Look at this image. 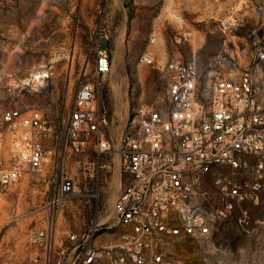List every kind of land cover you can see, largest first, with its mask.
Here are the masks:
<instances>
[{
  "label": "built area",
  "instance_id": "built-area-1",
  "mask_svg": "<svg viewBox=\"0 0 264 264\" xmlns=\"http://www.w3.org/2000/svg\"><path fill=\"white\" fill-rule=\"evenodd\" d=\"M143 61L169 74L165 103L140 108L117 148L99 98L112 70L106 50L98 51L92 80L76 91L64 139L37 110H4L12 144L7 148L0 132V192L25 172L44 169L52 151L62 154V141L65 149H84L93 136L100 152H118L124 176L110 211L98 204L85 231L60 239L56 219L78 191L62 164H53L60 172L42 202L46 225L28 231L31 264H186L166 251V240L209 237L234 212L243 226L257 213L264 217V46L251 53L222 50L205 64L161 62L150 53ZM54 139L51 150L47 142ZM258 221L264 225V218Z\"/></svg>",
  "mask_w": 264,
  "mask_h": 264
},
{
  "label": "rangeland",
  "instance_id": "rangeland-1",
  "mask_svg": "<svg viewBox=\"0 0 264 264\" xmlns=\"http://www.w3.org/2000/svg\"><path fill=\"white\" fill-rule=\"evenodd\" d=\"M257 45L264 46V0H0V132L9 148L4 110H37L64 139L76 91L92 80L102 49L112 70L99 98L109 116L106 134L117 148L140 108L165 103L170 76L144 62L145 54L205 64L222 50L251 53ZM56 143L49 141L48 148ZM61 143L62 154L52 151L44 169L25 172L0 192V264H31L28 231L46 225L42 202L60 172L53 164H62L78 191L56 219L60 239L85 231L98 204L107 213L120 193L124 176L116 150L100 152L96 136L84 149ZM237 217L234 212L218 222L209 237H172L164 247L186 264H264L263 215L244 226Z\"/></svg>",
  "mask_w": 264,
  "mask_h": 264
},
{
  "label": "bare ground",
  "instance_id": "bare-ground-1",
  "mask_svg": "<svg viewBox=\"0 0 264 264\" xmlns=\"http://www.w3.org/2000/svg\"><path fill=\"white\" fill-rule=\"evenodd\" d=\"M40 78V76H37V79H39ZM40 81V80H39Z\"/></svg>",
  "mask_w": 264,
  "mask_h": 264
},
{
  "label": "crops",
  "instance_id": "crops-1",
  "mask_svg": "<svg viewBox=\"0 0 264 264\" xmlns=\"http://www.w3.org/2000/svg\"><path fill=\"white\" fill-rule=\"evenodd\" d=\"M49 142V141H48ZM48 142H47V144H48ZM48 146V145H47Z\"/></svg>",
  "mask_w": 264,
  "mask_h": 264
}]
</instances>
